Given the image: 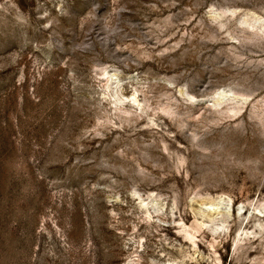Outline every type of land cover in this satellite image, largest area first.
Masks as SVG:
<instances>
[{"label": "rangeland", "instance_id": "rangeland-1", "mask_svg": "<svg viewBox=\"0 0 264 264\" xmlns=\"http://www.w3.org/2000/svg\"><path fill=\"white\" fill-rule=\"evenodd\" d=\"M263 203L264 0H0V264H264Z\"/></svg>", "mask_w": 264, "mask_h": 264}, {"label": "bare ground", "instance_id": "bare-ground-1", "mask_svg": "<svg viewBox=\"0 0 264 264\" xmlns=\"http://www.w3.org/2000/svg\"><path fill=\"white\" fill-rule=\"evenodd\" d=\"M224 94H222V93H220L219 95H218V97L216 98V100H217V102H219V100L221 99V97L223 96ZM216 102V103H217ZM263 205H264V203H263ZM263 205L262 206H259V207H256V209H257V211H260V207H263ZM208 208L210 209V211H211V213H217L218 214V211H220V210H218L219 209V201H214V202H209L208 203ZM209 209H207V210H209ZM263 209H264V207H263ZM207 214H209V213H207ZM209 215H211V214H209ZM217 216V215H216ZM210 217V216H209ZM218 217V216H217ZM208 218V217H207ZM211 218H214V217H212V215H211ZM210 218V219H211ZM215 219V218H214ZM220 219V218H219ZM208 220H209V218H208ZM212 220V219H211ZM216 220V219H215ZM210 221V220H209ZM214 221V220H213ZM222 222H224V220L222 221ZM212 224H213V222H212ZM212 224H210V226L212 225ZM219 224V223H218ZM189 226V225H188ZM213 226V225H212ZM215 227H217V226H215ZM222 227V226H221ZM225 227V226H224ZM214 228V227H213ZM260 228H264V224H261V227ZM220 229V228H219ZM178 230H179V228H178ZM213 230V229H212ZM180 231L181 232H183V235H184V237H186L187 239H189V240H191L192 239V235H191V233L189 232V230H188V227L187 226H185L183 223L180 225ZM216 231V230H215ZM214 232V231H213ZM221 232V231H220ZM251 232V231H250ZM244 233H246V232H244ZM247 234V233H246ZM246 236V235H245ZM247 237V236H246ZM239 239H242V238H236L235 240H234V249H237L238 247H240V244H239V242H238V240ZM194 242V241H193Z\"/></svg>", "mask_w": 264, "mask_h": 264}]
</instances>
